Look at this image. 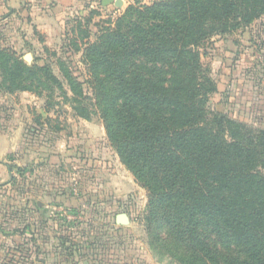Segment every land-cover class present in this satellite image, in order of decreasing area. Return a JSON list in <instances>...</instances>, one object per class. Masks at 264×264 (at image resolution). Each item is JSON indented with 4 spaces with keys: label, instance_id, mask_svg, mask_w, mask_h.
<instances>
[{
    "label": "rangeland",
    "instance_id": "374dc122",
    "mask_svg": "<svg viewBox=\"0 0 264 264\" xmlns=\"http://www.w3.org/2000/svg\"><path fill=\"white\" fill-rule=\"evenodd\" d=\"M120 1L0 0V264H181L152 242L148 193L100 116H79L37 70L63 81L62 61L85 80L84 43L129 4L159 0ZM199 53L215 88L208 108L264 128V17Z\"/></svg>",
    "mask_w": 264,
    "mask_h": 264
},
{
    "label": "trees",
    "instance_id": "16d2710c",
    "mask_svg": "<svg viewBox=\"0 0 264 264\" xmlns=\"http://www.w3.org/2000/svg\"><path fill=\"white\" fill-rule=\"evenodd\" d=\"M261 17L264 0L129 4L84 43L85 80L62 61L63 81L37 68L75 113L100 116L148 193L152 242L181 264H264V128L208 108L199 53Z\"/></svg>",
    "mask_w": 264,
    "mask_h": 264
},
{
    "label": "water",
    "instance_id": "95a60500",
    "mask_svg": "<svg viewBox=\"0 0 264 264\" xmlns=\"http://www.w3.org/2000/svg\"><path fill=\"white\" fill-rule=\"evenodd\" d=\"M113 0H102V4H107L109 2H111ZM115 5H120L121 1L120 0H115ZM25 59L29 60L30 59V55L27 54L25 55ZM116 223L117 224H121V225H124L127 223V215L124 214V213H119L116 215V219H115Z\"/></svg>",
    "mask_w": 264,
    "mask_h": 264
},
{
    "label": "crops",
    "instance_id": "0c3cea01",
    "mask_svg": "<svg viewBox=\"0 0 264 264\" xmlns=\"http://www.w3.org/2000/svg\"><path fill=\"white\" fill-rule=\"evenodd\" d=\"M83 142H86V141H83ZM87 142H90V141H87ZM89 144V143H88ZM93 146L95 145L94 143H91ZM103 156H105V155H103ZM102 158H104V157H102Z\"/></svg>",
    "mask_w": 264,
    "mask_h": 264
}]
</instances>
